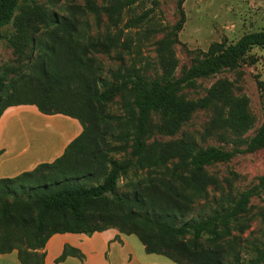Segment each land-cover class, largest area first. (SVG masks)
Returning a JSON list of instances; mask_svg holds the SVG:
<instances>
[{
  "label": "trees",
  "instance_id": "trees-1",
  "mask_svg": "<svg viewBox=\"0 0 264 264\" xmlns=\"http://www.w3.org/2000/svg\"><path fill=\"white\" fill-rule=\"evenodd\" d=\"M137 1L84 0L81 10H70L59 0H0V41H7L18 62L0 68V115L9 106L33 104L82 126L54 161L0 178V254L16 251L20 264H44V248L54 234L91 236L115 228L135 235L147 253L176 264H264V240L251 244L247 259L226 245L251 197L264 189V175L231 204L221 196L210 211L191 215L194 204L205 202L209 187L217 184L207 166L264 146V120L253 135H245L253 116L227 79L215 81L202 97L185 94L199 86V78L234 70L253 46L264 47V29L243 34L234 44L213 42L206 51L193 50L190 64L177 73L173 46L185 13L184 0H176L178 18L155 42L158 69L148 73L146 64L134 59L103 77L95 55L125 48L119 18ZM85 14H92L97 25L106 15L117 33L92 35ZM146 16L125 25L137 26ZM118 95L123 114L105 112ZM197 109L213 112L230 149L175 137ZM68 256L85 257L64 244L54 263Z\"/></svg>",
  "mask_w": 264,
  "mask_h": 264
},
{
  "label": "rangeland",
  "instance_id": "rangeland-1",
  "mask_svg": "<svg viewBox=\"0 0 264 264\" xmlns=\"http://www.w3.org/2000/svg\"><path fill=\"white\" fill-rule=\"evenodd\" d=\"M59 1L61 6L69 7L70 10L74 8L81 10L84 5V0H72L73 3L70 0ZM102 1L97 0L98 3ZM182 6L185 22L178 32V42L173 46L178 62L177 73L182 66L190 64V52L193 50L206 51L213 42H222L225 45L234 44L243 34L264 29V0H184ZM143 13L147 16L139 25L126 27L127 22ZM82 17H87L92 35L98 34L102 37L107 30L113 34L117 33L118 28L110 26L104 14L101 15L99 25L96 24L92 14H85ZM177 18L176 0H159L157 4H154L152 0H138L130 8L124 9L119 18L118 27L124 31L121 40L126 38L125 48L112 50L109 54L97 53L95 55L97 58L95 64L99 67L101 75L109 77L110 73L116 70L121 63L128 65L134 59L140 64H146L148 73L158 69L155 42L162 37V30L174 24ZM10 31L11 27L8 26L2 30V33L8 35ZM17 65L12 47L5 39H2L0 41L1 70ZM10 76L11 74L7 78ZM219 79L229 80L234 93L246 98V104L253 116V124L245 135H253L264 120V88L262 86L264 83V47L253 46L234 70L225 69L214 76L199 78L197 80L199 86L196 89H185V94L193 99L202 97L207 89ZM1 94L6 95L5 92ZM105 112L114 115L123 114L120 95L106 105ZM213 117L214 114L210 109H197L175 137L192 138L203 147L218 145L230 149L232 145L226 144L225 139L219 136L220 127L215 124ZM110 134L108 132L105 135L107 142L113 140ZM157 137L159 139L168 138ZM206 169L217 184L209 187L208 198L205 202L199 200L194 204L191 215L210 211L221 200V196L226 199L227 206L237 199L241 192L255 186L259 176L264 175V146L239 152L231 160L214 163ZM239 220V225L231 231V237L226 238V245L230 244L229 249L235 253L239 252L243 259H247L250 253H253L251 244L264 240V189L251 197L247 212ZM121 235L125 234L118 232V236ZM129 238L137 248H143L135 235H130ZM165 260L169 264H175L169 259Z\"/></svg>",
  "mask_w": 264,
  "mask_h": 264
},
{
  "label": "crops",
  "instance_id": "crops-1",
  "mask_svg": "<svg viewBox=\"0 0 264 264\" xmlns=\"http://www.w3.org/2000/svg\"><path fill=\"white\" fill-rule=\"evenodd\" d=\"M81 131L79 121L68 115L44 114L33 104L7 107L0 115V178L54 161ZM116 235L118 232L113 228L91 236L70 232L54 234L45 245L44 264H55L54 259L64 244L78 248L85 257L80 260L68 256L59 264H169L167 257L147 253L143 244V248H137L130 235H121L119 240ZM0 264H20L16 251L0 254Z\"/></svg>",
  "mask_w": 264,
  "mask_h": 264
}]
</instances>
